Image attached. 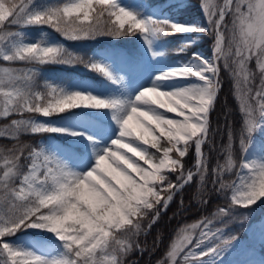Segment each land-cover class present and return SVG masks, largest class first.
I'll use <instances>...</instances> for the list:
<instances>
[{
	"label": "snow or ice",
	"instance_id": "1",
	"mask_svg": "<svg viewBox=\"0 0 264 264\" xmlns=\"http://www.w3.org/2000/svg\"><path fill=\"white\" fill-rule=\"evenodd\" d=\"M33 3L34 0H0V59L3 61L32 66L47 62L85 63L109 79L113 78L103 64L88 63L62 45L22 42L20 31H5V28L20 25H49L68 39L104 34L119 37L136 31L146 36L201 31L214 37L210 60L200 57L201 63L195 69L185 66L156 78L194 75L204 81L203 86L173 91L146 87L132 102L108 100L80 91L66 92L52 84L42 92L33 83L31 73L35 72V67L3 69L0 117L25 112L48 116L81 106L112 108L116 110L114 118L119 124V134L102 154H98L95 166L85 173L68 170L42 150L33 148L25 155L27 146L14 147L9 155L0 157L3 159L0 169V264H125L124 258L139 247L133 238L150 230L174 194L197 175L201 182L205 180L207 156L202 146L208 142L210 113L222 87L221 60L223 67L232 71L236 78L243 113L241 150H247L255 131L264 129V0H223L222 5L204 0L201 8L208 21L206 27L152 17L141 19L120 7L116 0H76L38 10H32ZM229 13L234 16L233 38L226 51L224 22ZM230 56L235 59L230 61ZM253 57L261 74V85L254 95L248 87L255 75L248 68V61ZM242 83L248 88L247 93H242ZM6 131L16 136L68 130L29 118L12 120ZM231 139L232 133H229ZM193 145L195 171L185 170L183 158ZM113 146L118 147L113 150ZM233 167L229 151L224 164H218L213 171L222 176ZM241 169H247L248 175L238 182H213L214 185L219 183L217 192L231 191L230 201L226 206H218L213 214L220 220L231 215L233 208H249L264 198V160L242 159ZM169 172L176 174L175 183L168 178ZM201 202L208 203L207 200ZM211 224L212 219H205L181 231L167 253L172 264H176L177 257L193 244V230L201 225L200 236L183 255L182 264H198L205 257H218L238 238V235H224L221 228L213 231ZM22 226L51 231L64 242V254L48 258L14 247L4 239ZM261 236L264 238V228Z\"/></svg>",
	"mask_w": 264,
	"mask_h": 264
},
{
	"label": "rangeland",
	"instance_id": "2",
	"mask_svg": "<svg viewBox=\"0 0 264 264\" xmlns=\"http://www.w3.org/2000/svg\"><path fill=\"white\" fill-rule=\"evenodd\" d=\"M185 1L116 0L120 7L133 12L141 19L148 17L157 19L158 17H166V14H168L174 23L206 27L208 21L202 8L203 19L193 23L190 21H179L175 16L169 14L168 9L164 7L169 3H183ZM69 2H76V0H34L31 8L32 10H38L50 5H63ZM203 2L204 0H199L200 7ZM208 2L213 5L223 4V0H208ZM5 31H20L23 35L19 37V40L22 42L62 45L66 50L83 58L88 63L103 64L111 72L113 78L109 79L102 72L89 68L85 63L47 62L32 66L24 62L10 63L2 59H0V78L4 77V68L26 70L35 67V72L31 73L33 83L42 92H46L47 85L52 84L66 92L80 91L108 100L115 99L128 102L134 101L135 96L146 87L156 86L162 91H173L203 86L204 81L194 75L166 79L156 78L164 72L185 66L193 69L197 68L201 63L199 58L203 57L210 60L213 56L214 48V37L201 31L180 32L175 36L170 33L146 36V34L136 31L124 37L128 41L126 45L130 47L131 53L125 52L122 44H111L112 41H120L121 38L107 34L81 39H68L53 27L40 24L12 26L5 28ZM229 33L226 28L225 36L227 37ZM106 37H110L109 41ZM203 40H207L206 42L210 44L207 47L202 46L201 42ZM193 45L195 46L191 47ZM248 87L253 91L252 86L248 85ZM255 91L253 92L255 93ZM2 106L3 97L0 96V108ZM115 114L116 110L112 108L84 106L66 109L48 116L39 113H12L8 117H0V138H6L8 141L11 138L18 137V135L14 136L11 131H6V129L12 120L19 119L32 118L36 122H41L51 127L66 129L68 131H44L38 133V140L33 148L37 151L42 150L46 155L56 158L68 170L85 173L95 166L98 154H102L103 150L111 145V141L117 138L119 124L114 118ZM163 114L173 115L167 112H163ZM173 118L175 117L173 116ZM72 133L77 134L73 135ZM20 134L27 135V133ZM104 138L109 140H104ZM117 147L113 146V150H116ZM193 149L195 153L194 145ZM3 152L4 148L0 147V156ZM173 158H175V154H173ZM242 159L244 161L264 160V129H258L252 134L251 142L247 150L243 152L232 183L234 181L238 182L239 178L248 175L247 169H241ZM2 162L3 159H0V163ZM24 162L27 163V161ZM0 169H2L1 166ZM171 174L174 175L175 173L169 172L168 178ZM0 175H2V172H0ZM199 181L201 182L200 178ZM172 182L175 183L173 180ZM161 195L165 194L161 193ZM229 197L231 198V191L229 192ZM234 214L229 218H226V216L222 217L221 220L212 215L179 226L170 241L167 251L163 253V256L158 257L159 259L155 260L153 264H161V262L172 264V261L167 257V253L181 234V231L186 226L199 224L201 220L205 219H212L210 227L213 231L216 228H221L224 235H238V238L227 246L218 257H205L198 264H264V238L261 236V229L264 228V209L261 210L258 217H255L254 214L249 215L241 212ZM245 220H247L246 225L236 229L234 222L241 224ZM201 228L202 225L193 230V244L188 245L185 253L193 247L196 239L199 238ZM4 239L14 247L30 250L48 258H56L65 252L64 242L59 240L54 233L47 230L22 226L14 234L8 235ZM133 239L136 238L134 237ZM134 249L140 253L142 252L140 247ZM185 253L177 257L176 264H182ZM124 259L125 264L132 263V261H127L126 257ZM137 259L138 256L133 262Z\"/></svg>",
	"mask_w": 264,
	"mask_h": 264
},
{
	"label": "trees",
	"instance_id": "3",
	"mask_svg": "<svg viewBox=\"0 0 264 264\" xmlns=\"http://www.w3.org/2000/svg\"><path fill=\"white\" fill-rule=\"evenodd\" d=\"M168 8L172 15L178 16L183 20L196 21L198 18H202V10L199 6V0H187L183 4L169 5ZM233 19L232 13H229L225 17V26L230 32L226 37L225 50H228L229 41L233 38ZM168 20V19H167ZM232 28V29H231ZM174 33V32H172ZM205 33V32H204ZM127 34L121 35L119 38L126 37ZM203 40L201 45L208 46L210 43ZM212 41V39H211ZM208 49V48H207ZM234 51V44H233ZM235 59L230 56V61ZM221 72V90L218 93L217 102L215 108L210 113V131L208 135V142L202 146V151L207 156V174L203 182H198L199 176H195L193 181L184 185L181 191L177 192L173 196V200L169 202L166 210L162 209L159 219L153 224L145 233H141L134 239L139 247L143 250L141 253L138 250H133L126 256L127 261H132L130 264H153L155 260L159 259L164 252L167 251L172 237L175 235L179 226L189 223L197 219H203L210 217L214 214V211L218 206H226L230 201L229 191L217 192L219 183L214 185V181H221L226 184H232L237 171V167L241 160L243 151L240 146V129L243 125V113L241 112V101L237 94L236 78L233 76L232 71L223 67V60L220 61ZM248 68L253 72L254 78L249 83L253 87V91L259 89L261 85V74L257 67L256 58L253 57L248 61ZM259 82V86H258ZM257 86V87H256ZM242 93H247L248 88L241 84ZM252 91V95L255 93ZM229 133H232V139L229 140ZM37 134L27 133L20 134L18 137L9 139L0 138V147L4 148V152L0 157L9 155V150L18 146H27L25 153L31 149L35 144ZM11 141V142H9ZM231 144V148L228 149V145ZM6 145V147H5ZM156 151L155 149H152ZM229 151L234 163V167L231 171H226L222 176L214 173V169L218 164H224ZM24 153V154H25ZM196 155L194 153L193 146L189 149L188 154L183 158L185 170H194V160ZM2 159V158H0ZM21 163H25L21 161ZM3 167V162L0 163ZM176 174H171L169 179L175 182ZM202 200H207L208 203H202ZM264 208V198L258 200L249 208L235 207L231 210V215L226 216L229 218L235 215V212H247L257 213ZM147 220L145 221V225ZM245 222L237 224L234 222V226L237 228L244 225ZM140 253V254H139ZM138 256V259L133 260Z\"/></svg>",
	"mask_w": 264,
	"mask_h": 264
},
{
	"label": "bare ground",
	"instance_id": "4",
	"mask_svg": "<svg viewBox=\"0 0 264 264\" xmlns=\"http://www.w3.org/2000/svg\"><path fill=\"white\" fill-rule=\"evenodd\" d=\"M109 139H110V137H109ZM109 139H107V138H104V140H109Z\"/></svg>",
	"mask_w": 264,
	"mask_h": 264
}]
</instances>
